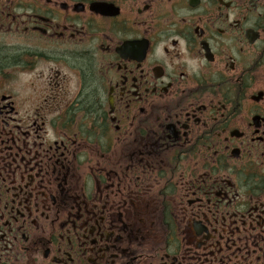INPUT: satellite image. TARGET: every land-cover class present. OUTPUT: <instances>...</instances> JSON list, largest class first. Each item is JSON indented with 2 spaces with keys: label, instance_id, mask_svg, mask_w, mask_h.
Listing matches in <instances>:
<instances>
[{
  "label": "flooded vegetation",
  "instance_id": "1",
  "mask_svg": "<svg viewBox=\"0 0 264 264\" xmlns=\"http://www.w3.org/2000/svg\"><path fill=\"white\" fill-rule=\"evenodd\" d=\"M0 264H264V0H0Z\"/></svg>",
  "mask_w": 264,
  "mask_h": 264
}]
</instances>
